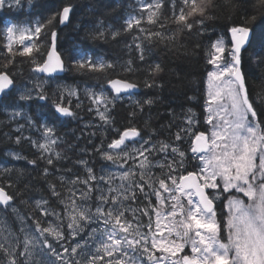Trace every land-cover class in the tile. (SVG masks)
Segmentation results:
<instances>
[{
  "label": "snow or ice",
  "instance_id": "snow-or-ice-1",
  "mask_svg": "<svg viewBox=\"0 0 264 264\" xmlns=\"http://www.w3.org/2000/svg\"><path fill=\"white\" fill-rule=\"evenodd\" d=\"M25 3L28 7L26 21L18 22L16 16H0V41L8 54L4 70H0V109L12 121L24 118L29 128L39 132L37 139L24 136L25 125L18 124L15 131L20 135L14 137V143L20 145L26 141L34 150L33 155L29 158L16 151L6 155L40 169L50 196L31 200L39 216H24L14 206L16 197L23 191L14 196L6 190L15 187L11 181L0 185V212L10 210L19 224L17 234L0 219V264H264V97L253 98L242 71L245 53L250 47L253 52L259 49L258 61L264 62V0H256L253 5L256 15L245 16L243 24L233 23L215 39L209 37L205 46L206 65L212 66L211 70L205 68L204 111L208 132L193 131L197 121L191 108L187 110L185 126L173 134V141L154 140L157 129L147 120L144 122V129H150L147 138L135 125L120 130L113 127L110 105L121 94L139 85L126 79H108L111 98L104 85H100L99 91L86 88L85 95L91 102L88 111L98 117L99 127H112L116 136L106 147L107 137H103L91 151L81 148L80 152L89 156L98 154L100 160L114 166L116 171L102 165V174L97 176L89 160L77 159L75 164L82 167L86 175H76L72 179L65 175L56 176L61 187L67 185L64 192L59 191L57 183L48 177L61 172L57 164L67 159L56 150V145L63 139L56 135V125L61 117L76 118L70 98H79L78 90L63 87L59 101L54 99L45 113L49 99L44 88L47 81L37 78L33 82L29 78L28 83L17 84L14 74L7 69L14 65L15 57L20 56L31 61L33 76L52 79L54 74L63 72L65 63L57 50V25L69 23L75 8L71 3L54 7L49 0H0V9L22 13ZM170 3L172 19L180 26L181 32L204 35L207 31L204 20L194 17H204L212 0H199V3L197 0H183L180 5L176 0H170ZM165 6V0L141 4L140 15H129L122 29H106L103 20H99L88 38L106 39L111 35L115 39L121 30L131 32L138 29L143 37H135L134 45L139 60L146 62L149 50L143 40L175 41L174 36L166 39L162 32L150 31L142 24L145 13L148 24H159ZM110 7L101 0L96 14H102ZM177 7L178 13L175 11ZM9 19L12 22H8ZM199 47L197 44L193 51ZM74 53L75 70L106 73L116 67L103 58H93L87 51L74 50ZM37 55L42 58L38 60ZM146 70L155 76L163 69L155 63L149 64ZM123 71H134L132 60L127 61ZM144 87L161 85L146 78ZM65 94L69 98L67 104L64 103ZM33 103L41 109L40 115H29L25 111V106L30 107ZM135 103L142 112L144 105L151 106L155 101L149 97L143 103ZM80 107L81 104L77 103L76 108ZM135 116V111L129 113L130 118ZM90 126L93 125H84L85 128ZM171 127L169 123L168 129ZM91 135L95 136V132ZM186 140L190 143L187 151L181 147ZM88 143L92 144V140ZM189 153L192 160L199 161L191 171L187 169ZM153 168H159L160 173L154 174ZM13 171L23 174L24 169H0L2 174ZM63 171L71 173L72 169ZM25 190H30V186L25 185ZM94 193L93 206L90 201ZM138 195H143L147 204L132 208L130 202L135 203ZM152 196H155V203ZM53 199L62 205L61 210L52 206ZM217 200L223 204L220 213ZM21 203L28 201L22 200ZM141 217H147V224ZM86 229L90 231L81 242L77 238ZM224 232L227 233L226 240ZM186 246H190L192 255H181Z\"/></svg>",
  "mask_w": 264,
  "mask_h": 264
},
{
  "label": "trees",
  "instance_id": "trees-1",
  "mask_svg": "<svg viewBox=\"0 0 264 264\" xmlns=\"http://www.w3.org/2000/svg\"><path fill=\"white\" fill-rule=\"evenodd\" d=\"M104 4L111 5L110 8L104 9L102 14L97 15L98 5L101 0H49L51 5L59 6L64 3H71L74 5L75 11L71 15V21L66 26L61 27L57 25L59 33L58 39V52L62 55L65 63V71L58 78L43 79L41 77L33 76L31 73V61L27 57H15L14 65H10L7 71L14 74L17 84L28 83L29 78L35 82L38 78L44 83L45 91L49 97L46 102L44 112L46 113L52 106L53 100L59 101L60 90L63 87L75 88L78 90V97H71V108L76 112V118L61 117V121L57 122L56 135L62 137V142L56 145V150L60 151L67 159L61 160L57 167L61 172L54 173L49 176L48 180H53L57 183L58 190L64 192L67 188L60 186V181L55 177L58 175H65L68 179L74 178L79 175L83 177L85 174L82 167L75 164V161L80 158L89 160L99 176L102 174L101 167L105 165L109 168L108 162L100 160L98 154L91 156L81 153V148H86L89 151L93 145L99 144L103 137L105 140V147L116 133L112 131V127L104 126L99 127L101 122L94 112H89L91 102L85 95L86 88H93L99 91L100 85H104L106 89L108 79H126L136 82L139 86V93L130 97L117 98L113 105H110V115L113 118V127L123 130L126 127L135 125L140 127L144 133L145 138L150 129H144V122L147 120L151 126L157 129L158 135L154 140H174V133L179 128L185 126V117L188 114L187 110L192 109L194 119L197 123L193 127V131H202L205 121L204 101H205V83L206 71L211 69L210 65H206L205 46L209 43V37L215 39L217 36L223 35L227 27L235 24H243L245 16L251 17L257 14V10L253 7L256 0H212V5L207 9V14L204 17L197 15L194 19H203L207 26V31L203 36L198 32L188 35L181 32L180 26L172 19L173 7L170 0H165L166 6L162 9L160 23L150 25L145 19L142 22L143 27L153 32H162L167 37L174 36L175 41L161 40L154 38L151 41L143 40V44L148 49V58L146 62H141L138 58V52L135 49L134 38L137 36L143 37V34L138 29L131 32H124L121 30L120 35L113 39L111 35H107L106 39H91L88 38L90 31L96 28L97 22L103 20L104 27L107 29L111 27L112 30L122 29L124 20L129 15H140V5L143 3H151V0H102ZM183 0H176L177 5L182 4ZM199 3V0H197ZM175 11L178 13L179 8ZM0 16L12 17L16 16L18 22H24L28 19V7L25 3L24 11L17 12L15 10L8 11L3 9ZM192 19V18H190ZM8 22H12L9 19ZM162 25V26H161ZM259 31V30H257ZM213 33L215 35H213ZM199 44V49L193 51L196 45ZM256 42L254 41V45ZM74 50L87 51L93 58H103L105 61L112 62L116 65L114 70H108L106 73H94L87 70L78 71L73 68ZM42 53L45 56L46 52ZM259 49L253 52L250 47L248 52L245 53V61L242 68L243 73L247 78V86L253 94L254 99L264 97V62L258 61ZM8 54L4 51L2 41H0V70H4L3 66L7 62ZM38 60L42 57L37 55ZM133 61L134 71L126 73L123 67L127 65V61ZM159 63L162 71L155 76H151L147 72L149 64ZM155 80L161 87L146 88L144 87V80ZM29 87L32 85L29 83ZM153 98L155 103L151 106L144 105L143 111L136 107V101L143 103L147 98ZM192 97V99H189ZM69 98L65 94L64 103H68ZM44 104L45 102H39ZM80 103L81 107L76 108V104ZM25 111L32 115L41 114V109L35 103L31 106H25ZM136 112L134 118L129 117L130 112ZM171 113V114H170ZM171 123L172 127L169 130L168 124ZM18 124H24V136H31L33 139L39 138L38 131L35 128H29L24 118H17L15 121L9 119L7 114L0 109V169L3 167L20 168L24 169L23 174L13 171L11 174L0 173V185H6L11 181L14 188H6V190L16 196L17 192L23 191V194L16 197L14 206L18 207L20 213L24 216L29 214L39 216V213L34 211L32 199L40 198L41 196L49 197L47 192L45 180L40 174V169L34 168L31 165H26L25 161L12 160L7 156V152L16 151L29 158L33 155V149L25 141L20 145L14 143V137L20 135L16 132ZM85 124L93 126L85 128ZM105 129H107L105 131ZM95 132V136L91 133ZM11 137V139H10ZM79 137V139H77ZM92 140V144L88 143ZM73 145V147H69ZM137 146H139L137 144ZM131 147V145L129 146ZM182 150L187 151L190 143L186 140L181 145ZM189 160L187 162V169L194 170L196 167L195 160H192L189 153ZM162 158V156L160 157ZM44 165H41V168ZM71 168L72 172H64L63 169ZM159 168H153L154 174L160 173ZM25 185L30 186V190H25ZM78 187L83 188V185ZM106 187V185L104 186ZM31 198V199H30ZM155 203V196L151 197ZM22 200L28 203H21ZM95 200V193L93 194L92 201ZM90 201L93 204L94 202ZM52 206L57 210L62 209V205H58L53 199ZM147 204V200L143 195H138L135 203L130 202L132 208H142ZM218 213L223 209V204L216 203ZM128 218L131 219V214L128 213ZM141 220L147 224V217H141ZM223 220V216H221ZM224 237V233H223ZM225 239V238H224Z\"/></svg>",
  "mask_w": 264,
  "mask_h": 264
},
{
  "label": "rangeland",
  "instance_id": "rangeland-1",
  "mask_svg": "<svg viewBox=\"0 0 264 264\" xmlns=\"http://www.w3.org/2000/svg\"><path fill=\"white\" fill-rule=\"evenodd\" d=\"M211 67H212V66H211ZM210 70H211V69H210ZM37 77H39V76H37ZM31 85H32V84H31ZM206 92H207V78H206V85H205V97H206ZM205 114H206V113H205ZM205 117H206V116H205ZM208 130H209V125H207V124L205 123V121H204V126H203V128H202V131H204V132H208ZM199 131H200V129H199ZM194 132H197V131H194ZM38 134H39V132H38ZM39 135H40V134H39ZM195 163H196V165H197V164L199 163V161H198V160H195ZM109 169H110L111 171H113V172L116 171V168H115L114 166H109ZM209 191H211V190H209ZM244 199H245V201H247V198H246V197H245ZM92 202L95 203V200H93ZM216 202L222 204L220 200H217ZM9 212H10V215H8L7 213H4V212H0V219L5 220L7 226H8L10 229H12V230L15 231V232H18V231H16L17 228H14V223H15V222H16V225H17L18 228H19L18 221H17L16 218L12 215V213H11L10 210H9ZM12 218H13V219H12ZM147 220H148V219H147ZM96 226H97V225H92V227H96ZM101 227H102V225H101ZM88 231H90V229H86V231H85L84 233L81 234V237H78L77 239H80L81 242H82V241H83V238L87 236V232H88ZM224 238H225V240H226V238H227V233H226V232H224ZM157 255H159V253H157ZM181 255H192L190 246H186L184 252L181 253Z\"/></svg>",
  "mask_w": 264,
  "mask_h": 264
},
{
  "label": "water",
  "instance_id": "water-1",
  "mask_svg": "<svg viewBox=\"0 0 264 264\" xmlns=\"http://www.w3.org/2000/svg\"><path fill=\"white\" fill-rule=\"evenodd\" d=\"M66 25H67V24H66ZM66 25H60V26L63 27V26H66ZM60 73H61V72H59V73H57V74H54V76H58ZM107 89H108L109 91H111V89L108 87V85H107ZM138 93H139V89H138V87H137L136 89L130 90V91L127 92V93H123V94H121L120 96L129 95V94H134V95H136V94H138Z\"/></svg>",
  "mask_w": 264,
  "mask_h": 264
}]
</instances>
